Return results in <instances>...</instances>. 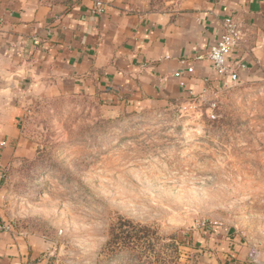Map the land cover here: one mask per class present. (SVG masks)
Here are the masks:
<instances>
[{
    "label": "rangeland",
    "instance_id": "374dc122",
    "mask_svg": "<svg viewBox=\"0 0 264 264\" xmlns=\"http://www.w3.org/2000/svg\"><path fill=\"white\" fill-rule=\"evenodd\" d=\"M43 1L66 11L99 0ZM101 1L124 14L175 13L185 0ZM41 72L0 102L3 218L37 250L33 264H213V242L225 243L217 264H264V76L134 105ZM127 219L156 229L160 259L106 247Z\"/></svg>",
    "mask_w": 264,
    "mask_h": 264
},
{
    "label": "crops",
    "instance_id": "0c3cea01",
    "mask_svg": "<svg viewBox=\"0 0 264 264\" xmlns=\"http://www.w3.org/2000/svg\"><path fill=\"white\" fill-rule=\"evenodd\" d=\"M229 17L244 35L233 56L246 63L241 77L264 76V0H185L175 13L124 14L106 9L104 2L101 7L89 3L60 11L43 0H0V75L19 90L27 77L40 71L56 74L64 77L61 83L94 87L134 105L198 98L230 83L214 72L207 58ZM9 91L0 93L4 105L12 104ZM4 161L2 157L0 167ZM3 193L0 174V264H33L37 250L4 222ZM224 238L231 241L232 257L242 259L246 248L233 236ZM224 247V242H213V264L219 263L215 259Z\"/></svg>",
    "mask_w": 264,
    "mask_h": 264
},
{
    "label": "built area",
    "instance_id": "2783aa9c",
    "mask_svg": "<svg viewBox=\"0 0 264 264\" xmlns=\"http://www.w3.org/2000/svg\"><path fill=\"white\" fill-rule=\"evenodd\" d=\"M97 5L101 7L103 2L99 0ZM243 43L244 35L240 27L233 18L229 17L225 18L222 23L219 40L207 52V58L214 72L221 77H225L232 84L241 79L240 72L247 67L239 55H237V58L233 57L241 49ZM187 71L192 73L194 68L189 67ZM215 107L216 104L212 103L211 107L208 108L207 111L210 112V116H215L213 110Z\"/></svg>",
    "mask_w": 264,
    "mask_h": 264
},
{
    "label": "trees",
    "instance_id": "16d2710c",
    "mask_svg": "<svg viewBox=\"0 0 264 264\" xmlns=\"http://www.w3.org/2000/svg\"><path fill=\"white\" fill-rule=\"evenodd\" d=\"M157 241H159V238L156 236V229L127 219L120 220L117 224L111 226L106 247L113 253L117 252L118 248L131 247L139 257L151 258L150 256L155 254L154 257L160 259L158 258ZM169 245H173V248L177 251L176 244Z\"/></svg>",
    "mask_w": 264,
    "mask_h": 264
},
{
    "label": "water",
    "instance_id": "95a60500",
    "mask_svg": "<svg viewBox=\"0 0 264 264\" xmlns=\"http://www.w3.org/2000/svg\"><path fill=\"white\" fill-rule=\"evenodd\" d=\"M15 84H11L7 81V79L0 75V93L5 91V90H11L13 91L14 89H17V86H14ZM10 92V91H9Z\"/></svg>",
    "mask_w": 264,
    "mask_h": 264
}]
</instances>
